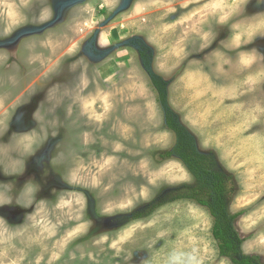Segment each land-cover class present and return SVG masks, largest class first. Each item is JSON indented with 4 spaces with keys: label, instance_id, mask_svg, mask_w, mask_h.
<instances>
[{
    "label": "rangeland",
    "instance_id": "rangeland-1",
    "mask_svg": "<svg viewBox=\"0 0 264 264\" xmlns=\"http://www.w3.org/2000/svg\"><path fill=\"white\" fill-rule=\"evenodd\" d=\"M128 1L0 0V264H235L173 198L193 179L157 156L176 137L150 72L264 263V0Z\"/></svg>",
    "mask_w": 264,
    "mask_h": 264
},
{
    "label": "trees",
    "instance_id": "trees-1",
    "mask_svg": "<svg viewBox=\"0 0 264 264\" xmlns=\"http://www.w3.org/2000/svg\"><path fill=\"white\" fill-rule=\"evenodd\" d=\"M140 51L143 61L149 62L146 51ZM149 76L163 112L164 128L176 137L175 145L157 156L163 161L178 160L193 179L191 184L171 191L174 193V200H191L209 210L214 218L213 235L219 242L222 256L232 259L235 264H264L259 257L242 255L241 242L227 219L226 204L231 179L219 167L213 154L204 153L198 148L195 136L171 109L166 82L151 72Z\"/></svg>",
    "mask_w": 264,
    "mask_h": 264
},
{
    "label": "bare ground",
    "instance_id": "bare-ground-1",
    "mask_svg": "<svg viewBox=\"0 0 264 264\" xmlns=\"http://www.w3.org/2000/svg\"><path fill=\"white\" fill-rule=\"evenodd\" d=\"M17 168V167H16ZM15 169V168H14ZM36 169V168H35ZM8 182L9 181H7V180H4V181H2L1 183H4V184H8ZM28 189V188H27ZM26 189V190H27ZM49 193V192H48ZM57 195V194H56ZM53 197V196H52ZM54 198V197H53ZM52 198V199H53ZM18 200V199H17ZM9 202H11L12 203V198H10L9 199V196L7 197L6 195H3V196H0V203H9ZM35 202V201H34ZM8 205V204H7ZM15 205V204H14ZM4 206H6V205H4ZM14 207V206H13ZM22 207V206H21ZM5 209L6 208H3V206L2 205H0V214H3V215H5L6 216V213H5ZM15 209V208H14ZM17 210V209H16ZM14 211V210H13ZM27 211H28V209H27ZM76 213V212H75ZM70 214V213H69ZM74 214V213H73ZM2 215V216H3ZM1 216V215H0ZM26 216V215H25ZM25 219V218H24ZM30 219H32V218H30ZM30 221H32V220H30ZM33 223V222H32ZM28 224H30V222L28 223ZM34 227V226H33ZM41 229V228H40ZM41 231V230H40ZM35 233V232H34ZM1 247V246H0Z\"/></svg>",
    "mask_w": 264,
    "mask_h": 264
},
{
    "label": "flooded vegetation",
    "instance_id": "flooded-vegetation-1",
    "mask_svg": "<svg viewBox=\"0 0 264 264\" xmlns=\"http://www.w3.org/2000/svg\"><path fill=\"white\" fill-rule=\"evenodd\" d=\"M52 1V0H51ZM71 0H65V2L67 3V6L68 5H70V4H72V2H70ZM131 2H132V0H129L127 3L130 5L131 4ZM128 5V6H129ZM12 38V37H11Z\"/></svg>",
    "mask_w": 264,
    "mask_h": 264
}]
</instances>
